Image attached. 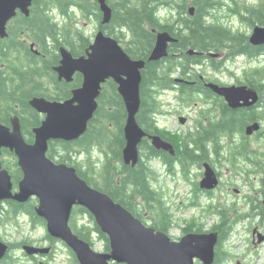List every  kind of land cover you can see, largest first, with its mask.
<instances>
[{"label": "trees", "instance_id": "trees-1", "mask_svg": "<svg viewBox=\"0 0 264 264\" xmlns=\"http://www.w3.org/2000/svg\"><path fill=\"white\" fill-rule=\"evenodd\" d=\"M107 3L112 8V17L106 24L102 23L103 10L100 0H33L30 15L19 13L10 23L9 36L0 37L1 123L11 125L14 115L18 116L25 138L32 142L35 138L33 130L41 125L43 118L30 105V100L34 96L41 95L64 101L71 97L73 89L82 84L81 75L77 74L78 76L71 83L65 80L61 82L54 70L61 59V47H66L75 56H81L86 54L92 43L91 38L86 37L80 26L72 27L73 22L78 24L77 14L83 19L96 20L98 30H104L108 35L116 38L132 58L146 61V67L142 71V103L137 119L151 135L160 134L156 119L158 95L165 89H175L174 75L180 64L186 67L197 58L195 55H185L184 61L180 63L173 56L178 50L177 45L171 43L166 58L149 61L156 43L157 31H168L174 38L180 39L182 48L179 51L183 52H188L190 49L198 52H217L219 46L228 44L236 54L240 52H250L254 54L253 56L261 54L259 51H253L249 35L236 29L234 23L229 21H232L233 15L237 13L241 17L240 21L247 26H264V4L258 9L247 8L245 12L236 5L235 9L229 10L233 12L229 14V18L222 22L217 16L222 6L220 0H107ZM191 5L196 9L194 14L190 12ZM162 9L166 12H161ZM56 16L66 20L65 23L61 24L57 21ZM251 72L256 75L257 80L247 75L246 84L257 88L263 94L264 68L256 67ZM182 74V76L189 74L190 80L199 75L198 72ZM193 91V86L183 85L182 92L187 95L185 101L195 100ZM251 111L249 108L233 109L225 105L222 118L216 121L210 120L207 126H202L198 133L193 134L190 137L192 143L184 148L182 155L185 154L187 160L209 159L212 150L214 153L221 152V137L225 136L227 138L225 147L232 153L229 159L233 156L235 158L244 156L251 160L252 154L248 142L237 140L238 133L244 134V127L249 122L246 118H258L257 113ZM126 119L127 110L124 100L118 92L117 83L111 79L103 85L99 109L90 122L87 132L74 141H51L48 155L57 162L74 166L79 175L91 186L110 194L115 201L124 205L145 223L151 220V226L170 233L175 223L163 194L153 186L158 181V174L147 159H162L171 170L172 155L154 148L146 138L142 146L148 151L147 159L140 158L135 167L127 165L123 159V149L126 145L124 131ZM95 153L100 155V159L94 158ZM4 157L8 158L6 165L11 170L17 185V181L22 177L17 158L10 151L4 153ZM11 157L16 160L13 161ZM37 202L36 198H32L26 203L8 201L6 205H0V226L7 225L5 222L10 220L14 221L15 225L12 226L19 225L21 215L27 216L32 228L46 226L45 219L36 212ZM232 208L222 211V216L211 225L212 229H206L208 226L195 219L183 229L184 233L209 230L219 233L217 246L219 250L215 264H219L222 260V254L220 255L222 242L242 219L239 212H235ZM147 212L150 215L146 218ZM84 214L91 218V224H80L79 216ZM70 225L91 245H93V235L98 234L106 240V249L110 250L109 237L102 232L87 208L76 206ZM47 238L53 243L58 241L48 233ZM25 242L27 241L8 243L11 249H15L21 248ZM69 251L74 261L78 263L74 252L70 249ZM4 262L14 264L12 253L8 252Z\"/></svg>", "mask_w": 264, "mask_h": 264}, {"label": "water", "instance_id": "water-1", "mask_svg": "<svg viewBox=\"0 0 264 264\" xmlns=\"http://www.w3.org/2000/svg\"><path fill=\"white\" fill-rule=\"evenodd\" d=\"M100 2L102 23H109L112 8L107 0ZM32 3L33 0H0L1 37L8 35V23L19 10L30 14ZM175 40L168 31L158 32L148 60L158 61L167 57L169 43ZM251 41L257 45L264 44V26L255 27ZM60 54V63L54 67L59 80L71 82L79 72L83 75V83L64 101L49 100L43 96H34L30 100L33 108L45 114L41 125L33 130L34 142L25 139L17 116L12 119L11 127L0 122V156L3 148L15 152L24 175L19 182V190L14 193L11 175L0 161V203L9 199L27 202L36 197V212L45 219L48 233L62 240L75 253L80 264H196V259L203 264H215L216 246L219 243L217 231L189 232L180 240H173L168 233L145 224L110 194L91 186L74 166L56 162L48 156L50 141H74L87 132L89 123L99 109L98 100L103 84L109 79L117 83L127 110L124 162L134 167L139 163L140 144L146 136L150 137L157 149L174 153L169 141L160 135H148L137 119L142 103L145 60L132 58L120 42L104 30L98 31L86 54L76 57L66 47H61ZM207 85L223 96L231 108L252 106L260 98L258 91L247 85L223 86L214 82ZM181 120L185 122L184 118ZM258 129L259 123H254L247 133ZM218 182L217 173L206 163L201 187L212 189ZM75 206L87 208L94 216L102 232L109 237V252L96 251L74 232L70 219ZM23 248L28 255L50 251L49 247L30 244ZM8 250L9 245L0 239V260Z\"/></svg>", "mask_w": 264, "mask_h": 264}, {"label": "rangeland", "instance_id": "rangeland-1", "mask_svg": "<svg viewBox=\"0 0 264 264\" xmlns=\"http://www.w3.org/2000/svg\"><path fill=\"white\" fill-rule=\"evenodd\" d=\"M242 5H249V7L257 6L256 4L264 2V0H240ZM161 12H166L165 9H162ZM219 17H222L220 12L218 11ZM57 17V21L61 24H64L66 20L61 17ZM78 24L73 22L72 27L76 28L80 26L84 31L86 37H90L91 40H94V37L98 31L97 21L93 19H83L81 16L77 14ZM219 21H224L223 18H219ZM234 25L238 28L240 26V20L236 17H233L232 21ZM251 26H247L243 23L242 29L247 34H253ZM254 31V30H253ZM123 46V44L121 43ZM255 59H248L247 57L238 56L237 61L234 64H229V69L232 72L225 71L223 73H217L212 68H205L207 70V74L216 78L220 77L221 80L226 84H239V81L242 83L247 82V75L250 78H254L257 80L256 75L251 72V70L256 67L264 68V51L261 52ZM234 73V74H232ZM174 77H178L177 74ZM46 79V78H45ZM264 95V92H263ZM178 95L177 89H165L158 95V113L156 116L157 122L164 128L171 129L172 131H188L189 129H195V125L197 121L205 122L207 121L204 117L206 114H199L198 112L204 109V106H198L194 101H189L191 103V107L189 105L181 106L178 103ZM261 108L258 111L263 110ZM179 114H184L186 116H190V120L186 124L183 125L181 121H179ZM42 118L44 116L42 115ZM227 142V138L223 139L222 144ZM226 145V144H225ZM227 153V151H225ZM148 151L143 149V146L140 147V158L147 159ZM7 158V157H6ZM95 159H100V155L98 153L94 154ZM210 158L213 163L215 156L213 154L210 155ZM149 160V164H151L157 174L158 181L153 184L154 188L161 192L164 196V200L166 205L169 207V213L172 216L175 225L170 230V236L179 240L185 233L183 231L184 227H186L192 220H198L205 224V226L210 227L217 219V214H210V212H206V206L209 204L206 197L199 193V189H197L198 183L201 180L202 176L200 175L201 167L198 164H177L172 170H169V166L159 158H151ZM227 162V161H223ZM84 168V166L82 165ZM218 167V165H217ZM219 171L223 173V183L222 190L217 192L216 196L222 195L226 201L229 203H233V199L239 205H242L241 202L242 197L235 198L234 194L230 193L229 187H232L227 182L233 181L231 180V174L227 170V163L225 166L222 164L219 165ZM241 181H237L235 179V185L240 187H244L241 185ZM225 188L228 193H224L223 189ZM234 186L232 187V189ZM249 191L246 188L243 193L246 194ZM199 202V205L195 203ZM205 208V209H204ZM242 211H245V207L242 208ZM150 215L149 212L146 213V218ZM203 219H205L203 221ZM80 224L87 223L91 224V218L88 215L79 216ZM149 225L152 224L151 220H147ZM3 229H0V235L4 241H10L13 243H17L20 241L26 240L25 244L32 243L37 246H54V255L52 258L49 255L45 257L39 256L38 259H33L31 256L25 254V252L21 248H15L9 250V253H12L14 258V264H42L43 261L46 264H79V262H75L73 256L71 255L69 248L61 241H56L53 243L47 238V229L46 226H39L36 228H32V224L30 220L25 215H21L19 219V229L15 225L13 220L6 221ZM8 226V227H7ZM251 224L247 219L243 222L237 223L234 231L228 236L226 240H224L222 245L220 246V255L221 262L219 264H264V241L262 243L253 242V235ZM258 241V240H257ZM24 244V243H23ZM106 240L100 237L98 234L93 235V247L95 250L99 252H108L106 249ZM219 247H217V252ZM197 264H199L197 262Z\"/></svg>", "mask_w": 264, "mask_h": 264}, {"label": "flooded vegetation", "instance_id": "flooded-vegetation-1", "mask_svg": "<svg viewBox=\"0 0 264 264\" xmlns=\"http://www.w3.org/2000/svg\"><path fill=\"white\" fill-rule=\"evenodd\" d=\"M220 1L222 3L221 11H220V14L222 17L220 18H223L224 21H226V19L229 18L230 13H233V12H230L229 10L235 9L236 5L238 9L245 12L247 8L251 9L255 7L258 9L261 7L262 4H264V2L262 3L261 1L260 3L256 4L257 6L249 7V5L247 6V4L242 5L240 0H220ZM236 15L238 14L236 13L233 16L240 20L241 17L239 15L238 16ZM240 23H241L240 24L241 28H238V27H235V28L243 31L242 29L243 23L242 22ZM254 27L252 28V32L254 30ZM247 35H249L248 38H249L250 44L252 45L253 51L254 52L259 51L260 53L263 52L264 45H259V46L253 45L250 40L251 34H247ZM172 44L177 45L176 47L178 50L173 53V56L177 58L179 62L182 60L184 61L185 55L197 56V58L195 59V62L191 63L190 65L186 67H184L183 64L182 65L180 64V66L177 69V72H175L178 75V77H175L176 80L178 79V81H175V84H174L175 89H177V95L179 97L178 103L181 106L189 105L191 107V103L189 102L191 100L185 101V97L187 95L186 93L182 92V87L183 85L193 86L194 88L193 95L195 97V100H192V101H194V103H196L198 106L200 104H201L200 106H204V109L200 110L198 113L206 114L207 116H205L204 118L207 121L205 122V124H203L202 122V125H200V122H199L200 119H199L195 125V129H189L188 131H184V132L172 131L171 129L164 128L161 125H159L158 130L160 134H156V135H160L162 138L169 141L173 145L174 150H175L174 153L170 154L172 155L171 170L174 167L173 172L177 173L175 171V166L177 164H182V165L184 163L185 164H189V163L198 164L201 167L200 175L202 176V178L198 183L197 189H199V193L203 194L206 197L207 201H209V204L206 206V209L204 208L205 211L210 212L211 215L217 214L219 218L220 216H222V211L225 212L227 208L233 207L232 210L235 209L234 211L239 212L240 216H242V219H240L239 222H242V221L244 222L247 219L251 224H253V226L251 227L252 235H253V242L262 243V241H259V238L260 237L264 238V109L261 111H258V110L264 107V95L261 94L260 90L254 87L260 94V100L256 104L250 107H242V106L238 107V108H249L252 110L251 112H256L258 116L257 119L246 118L249 120V122L244 127V134L239 132L238 133L239 139H237L239 142L240 141L248 142V145H249V148L252 154L251 160L246 159L244 156H241V158H237V157L235 158L233 156L231 158L232 159L231 161V159L229 158L231 157L232 153L229 151V149H227V147H225L226 143L221 144V149H220L221 152L214 153L213 150H212L213 152L211 151V154L215 156V159L213 160L215 161V163L212 162L210 157L209 159H206L204 161L203 160L195 161V160H189V159L187 160L185 158V154L182 155V152L185 150L184 148H186L188 144L192 143V140L190 137H192L193 134L198 133L200 131V128H202V126H207L210 120L216 121L222 118L223 107L225 105L231 108L223 96H220L217 93H215L207 85L210 82H215L223 86L229 85V84L224 83L220 77L214 78L208 75L207 74L208 72L205 68H212L217 73H223L225 71L232 72L229 69L230 68L229 64L230 63L234 64L235 61H237L238 56H242L245 58L247 57L248 59H251V60L257 58V56L256 55L253 56L254 54H251L250 52H240V54L233 53L234 50L232 49V46L228 44L222 45L221 47L219 46V51L217 52L216 51H203V52L197 51V53H193V54H189L187 51L185 52L179 51L182 48L180 39H176L174 42H172ZM194 72L196 73L198 72L199 75L195 77L193 80L189 79V74H187V76H182L183 75L182 73H194ZM77 74L81 75L80 73H77ZM77 74L76 76H78ZM62 81L64 80H61V82ZM242 84L244 83H242V81H239V84L237 85H242ZM230 85H234V84H230ZM209 94H211V97H209ZM233 109H236V108H233ZM178 117H179V121H181V118L185 119V122L183 123L184 126H186V124L190 120V116H186L184 114H179ZM254 123H259L260 129L254 131L251 134H248L247 129ZM5 125L11 127L12 121H11V125H8V124H5ZM224 138L226 139L225 136L221 137V143L223 142ZM191 147L192 146L190 145V148ZM7 151H10L11 153L14 154V152H12L8 148L2 149V154H1L2 167L8 170V172L10 173L12 181H13V185H14V192H16L17 189L19 188V182L22 180L24 175H23V171L21 167L19 166L22 171V177L17 181V185H16L14 181V177L11 173V170H9V167H7L6 165V160L8 158L4 157V153H6ZM225 151H227V153ZM11 159L13 161L16 160L13 157H11ZM223 161H227V162H223ZM206 163H209L213 167L219 179L218 184L212 189H206V188L201 187V181L203 180L205 176V164ZM226 163H227V170L229 171L232 177L231 180H233L227 183L231 185L232 187L234 186L233 189L232 187H229V191L230 193L234 194L235 198L242 197L241 198L243 199L241 201L243 202L242 205H239L240 202L236 203L234 199H233V203L231 204L229 203V201H226L222 195L216 196L217 192L222 190V183H223V173L219 171L218 168H219V165L222 164L223 166H225ZM235 179L237 181H241L242 182L241 185H243L244 187L235 185ZM245 188L247 190L249 189V191L246 194L243 193ZM223 191L224 193L225 192L228 193V191H226L225 188L223 189ZM8 201H16V200L9 199V200L4 201L3 203H0V205H6ZM195 203L196 205L200 206V204H198L199 202H196V200H195ZM244 207H245V211H242V208ZM230 214H234V213H230ZM212 228H213L212 226L206 227V229H212ZM0 229H3V226H0ZM0 238H1V235H0ZM7 242L11 243L10 241H7ZM22 246L23 244L21 245V247ZM48 247L51 248V251L54 248L53 245H49ZM51 251L48 254H46V255H49L50 258H52L54 255L53 251L52 252ZM38 257L39 256L32 255V258L35 260L38 259ZM41 262L42 264H46L43 261ZM0 264H5L4 260L1 261Z\"/></svg>", "mask_w": 264, "mask_h": 264}]
</instances>
